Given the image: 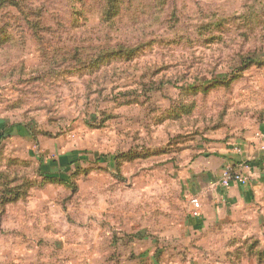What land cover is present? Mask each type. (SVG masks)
Segmentation results:
<instances>
[{"label": "rangeland", "instance_id": "obj_1", "mask_svg": "<svg viewBox=\"0 0 264 264\" xmlns=\"http://www.w3.org/2000/svg\"><path fill=\"white\" fill-rule=\"evenodd\" d=\"M4 1L0 118L27 140L4 143L30 154L0 165L24 184L0 264H264L262 216L178 227L200 148L263 131L264 0Z\"/></svg>", "mask_w": 264, "mask_h": 264}, {"label": "crops", "instance_id": "obj_2", "mask_svg": "<svg viewBox=\"0 0 264 264\" xmlns=\"http://www.w3.org/2000/svg\"><path fill=\"white\" fill-rule=\"evenodd\" d=\"M262 129L261 133L264 134V128ZM257 133L259 132L255 135ZM6 135L9 140L17 138L23 142L27 141L16 129H10ZM255 135L250 134L240 141L231 143L209 142L208 145L200 148V155L189 165L192 176L188 181L187 198L192 195L201 197L203 217L201 219L189 217L182 226L178 225L186 238L191 239L203 233L213 234L215 231L220 233L224 231L225 226H229L227 229L231 231V225L236 223V217L242 216L241 222L257 216L264 217V149L262 148L264 142ZM9 147L8 151L14 152L10 157L25 163L24 158L28 157L30 152H26L25 148L20 146H18L20 150L13 148L17 147L14 145ZM9 147L3 143V152L7 153L5 149ZM246 161L252 162L254 168L253 181L249 185L232 184L227 190L212 189L219 182L226 166L231 164L242 172L244 171L242 164ZM13 206V203L6 205L2 215H8L10 210L14 209Z\"/></svg>", "mask_w": 264, "mask_h": 264}, {"label": "trees", "instance_id": "obj_3", "mask_svg": "<svg viewBox=\"0 0 264 264\" xmlns=\"http://www.w3.org/2000/svg\"><path fill=\"white\" fill-rule=\"evenodd\" d=\"M114 1L115 0H108V3L112 8L117 7V6H115L116 2H114ZM4 2H5L4 0H0V8L3 6ZM250 62L253 64L259 63L256 61H250ZM9 72L10 71L8 70L5 72V74H8ZM19 81H21V77L19 78ZM9 124L10 123L8 120H6L4 118H0V154H2V155H5L3 150H2V146H3L4 141L7 139L6 133L9 132L10 129H13L15 127H21V126L15 125V124L10 126ZM19 125H23L26 129H28L30 131V133H31V131L32 132L34 131L33 126H29V125H25V124H19ZM17 131L22 135L21 130H17ZM35 141H36V139H35ZM127 156H128V154L124 157L126 158ZM134 158L135 157H132L131 159H134ZM39 159H40V160H38L40 163L39 169L41 171L40 176L43 178V183H45L47 181H60V182L67 184V182H66L67 178L65 179V178L51 177L48 174H44L42 171V166H41L43 159H41V158H39ZM0 165H2L4 170H7L8 172H9V170L14 169L16 167L25 166L24 163L20 162L19 159H13L12 157H8V158L4 157L3 163H0ZM4 176H7V175H5L4 172H0V188H1L0 189V211H1V213L5 209L6 205L11 204V203H15L16 201L21 200V190L24 187V184L23 185L21 184V185L16 186V187H12L11 183L4 180ZM19 179H20L19 181H21V178H19ZM25 183L29 189L33 187V184L31 182L27 181ZM14 196H15V198H13Z\"/></svg>", "mask_w": 264, "mask_h": 264}, {"label": "built area", "instance_id": "obj_4", "mask_svg": "<svg viewBox=\"0 0 264 264\" xmlns=\"http://www.w3.org/2000/svg\"><path fill=\"white\" fill-rule=\"evenodd\" d=\"M256 137L264 142V134L257 133ZM264 149V144L262 145ZM242 170L238 171L231 164L226 166L221 174L219 182L213 186V190L218 188L227 190L232 184H239L241 186H247L253 181V164L252 162H243ZM189 205H190V216L193 219H201L203 217V204L202 199L198 195H192L189 197Z\"/></svg>", "mask_w": 264, "mask_h": 264}]
</instances>
